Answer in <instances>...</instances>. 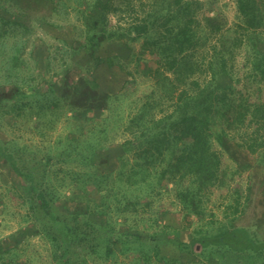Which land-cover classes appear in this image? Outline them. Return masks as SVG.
Segmentation results:
<instances>
[{
    "label": "trees",
    "instance_id": "16d2710c",
    "mask_svg": "<svg viewBox=\"0 0 264 264\" xmlns=\"http://www.w3.org/2000/svg\"><path fill=\"white\" fill-rule=\"evenodd\" d=\"M196 2L0 0V72L15 86L10 95L0 96V123L6 116L16 119L25 115L27 127L42 136L55 131L59 121L65 123V131L56 133L39 157L28 144L19 145L15 137L0 142V157L25 186L26 216L37 228L35 232L42 233L52 244L55 264L106 260L116 255V246L125 256L136 250L134 264H204L210 257L225 260L228 254L236 263L242 257L243 262L252 264L264 253V240L234 222L232 214L239 210L237 203L229 205L232 210L225 212L222 219L212 213L206 217L204 202L220 179L222 161L215 142L222 143L230 132L239 133V144L252 152L260 149L264 156V136L254 127L264 123V50L257 49L252 39L258 34L256 10L246 0H237L241 26L251 46L246 51L247 77L263 83L251 100L235 91L227 69L228 48L220 37L217 41L211 39L213 34L221 35L222 24L205 16L206 35H200ZM13 14L20 18H13ZM66 22L71 23L79 46L65 40L61 45H52L37 34L38 26L57 27ZM109 41H122L132 52L137 42L138 54L155 56L158 75L157 89L129 111L118 126H111L109 114L93 113L74 94L86 85L94 93L88 94L97 93L93 76L99 66H124L127 56L98 53L101 44ZM201 49L205 53L198 56ZM72 62L84 73V80L74 83L73 95L57 93L50 74L58 73L59 66L69 68ZM41 67L46 68L44 72ZM35 68L40 69L38 78L31 74ZM32 79L40 83H31ZM128 89L123 85L117 93L96 94L93 104L99 107L100 98L107 104ZM251 126L252 131H248ZM118 134L122 136L119 163L115 172L102 170L97 157ZM26 149L32 153V163L27 167L20 164ZM59 176L62 181L57 183ZM66 185L82 192L80 198L85 203L81 209L62 213L54 206L61 196L65 198L61 189ZM90 185L99 198L87 195ZM161 187L173 191L184 210L204 220L186 240L154 230L142 241L137 232L116 226L117 217L126 221L133 216L140 225L150 227L151 221L145 217V207L150 203H142V196L154 194ZM94 213L99 214V221L89 219ZM36 220L39 227L34 225ZM152 221L158 223L157 216ZM26 228L11 233V238H18ZM162 237L176 250L188 254L198 243L201 249L197 258L185 262L176 254L161 253L157 239ZM5 245L9 240L0 242V259Z\"/></svg>",
    "mask_w": 264,
    "mask_h": 264
},
{
    "label": "rangeland",
    "instance_id": "374dc122",
    "mask_svg": "<svg viewBox=\"0 0 264 264\" xmlns=\"http://www.w3.org/2000/svg\"><path fill=\"white\" fill-rule=\"evenodd\" d=\"M195 16L200 20L201 25L200 35H206V29L203 28L204 17L209 16L222 24L221 35L213 34L212 41H217L221 38V42L228 48L226 60L228 61L227 69L231 74V80L234 84L235 91L243 93L247 98L254 100L256 90L262 87L263 83H258L253 77H247L248 66L246 62V51L249 49L250 40L247 37L246 31L243 29L242 17L239 15L237 0H196ZM256 10V25L258 34L256 33L252 39L256 41V48L264 50V0H246ZM13 18H20L18 14H13ZM73 20V17L71 18ZM112 23L115 22V17L110 16ZM71 21V20H70ZM37 34L41 35L52 45H61L62 41L73 42L74 46H79L75 39L74 29L70 22L64 23L62 26L42 25L36 28ZM238 37L237 45L233 46V41ZM252 42V41H251ZM135 52L126 46L122 41L103 42L99 48L102 55L118 54L120 58L126 59L123 61L124 66L101 65L93 76L95 82L98 84L97 95H103L107 92L117 93L123 85L129 87L128 91H124L118 96L110 99L109 103H101V98L97 102L99 107L93 103L95 95L91 96V88L86 85V88H81V91L74 93L78 99H82L84 105L90 110L99 115H110L111 126H118L127 118V113L134 110V107L139 105L148 94L158 87L156 81L158 75L155 70V56L149 53L138 54L136 51L139 48L137 42L133 43ZM205 51L202 49L197 53L201 56ZM60 59L61 55H57ZM55 60L54 62L58 61ZM82 61V60H81ZM31 65L34 61L30 59ZM69 68H63L58 73H51L54 80L53 84L57 93L62 91L67 92L68 95H73V85L75 82L82 83L84 80V73L76 67L72 62L68 64ZM74 66V67H72ZM72 67V68H71ZM45 67H41L44 72ZM65 69V70H64ZM31 73L38 78L40 69H32ZM47 73V74H49ZM0 72V96L10 95L15 86L12 82L6 80ZM131 81L126 83V81ZM127 81V82H128ZM31 83H40V80H30ZM264 87V86H263ZM18 88V85H17ZM90 92V94H88ZM76 99V101L78 100ZM99 103H101L99 105ZM93 104V106H91ZM109 107V109H108ZM109 111V112H108ZM28 118L23 115L16 119H9L7 116L2 119L0 123V142H5L8 139L17 138V143H26L28 146L36 151V157L42 155L43 150L49 146V140L55 136L56 133L65 131L64 121L58 122L57 129L47 136H42L37 130L27 127L29 124ZM263 122H258L254 126L261 136H264ZM264 126V125H263ZM253 127L248 128L252 131ZM252 133V132H251ZM119 135V134H118ZM15 137V138H14ZM241 134L230 132L224 136L222 143L215 142V146L221 155V171L218 184L211 190L210 197L205 198L206 217L211 213L215 218L224 219V213L230 212L231 204H238L239 210L232 214L235 217L234 222L238 225H243L249 228L260 240H264V156L260 149L254 152L250 151L245 146L238 143ZM122 136L119 135L111 146L105 150L100 151L97 160L101 164L102 170L114 169L119 163V142ZM32 153L29 149L23 150L22 166L31 165L30 159ZM84 168V167H81ZM115 172V169L112 170ZM67 179V178H66ZM60 176L57 183H60ZM67 182L69 180H66ZM66 182V183H67ZM69 185L61 189L64 197H60L54 206L62 213L72 211L74 209H81L85 203L80 196V190H74ZM26 193L25 186L21 182L19 176L9 167L5 159L0 157V242L9 240V245L2 247L3 254L0 259V264H55L52 258L51 247L52 244L45 238L42 233L35 232L37 228L32 227L31 221L26 216L27 205L24 200ZM75 193V194H74ZM87 195L93 198H99L100 195L95 191L94 186L90 185ZM74 196L76 198L71 199ZM133 196V195H131ZM79 198V199H78ZM35 202V201H34ZM78 202V203H76ZM150 203L145 207V217L147 221H151V226L140 225L135 217H127L123 221L121 217H117V227L120 229H129V231L140 234L141 240L145 241L148 234L158 231L162 235L171 237L178 235L181 240H186L190 233L200 227V221L195 215L187 212L181 207V204L176 199L174 192L165 190L164 187L159 188L154 194L142 196V203ZM75 211V210H74ZM157 216L158 223L152 221ZM211 216V215H210ZM231 216V215H230ZM99 214H91L90 220L99 221ZM209 217V216H208ZM147 224V223H146ZM37 227L40 226L38 220L34 223ZM135 225H137L135 227ZM165 225V226H164ZM20 227L26 228L18 238H11L10 234L18 231ZM30 228V229H29ZM39 229V228H38ZM11 238V239H10ZM164 237L157 239L161 253H172L180 256L185 262L197 258L196 254L201 249V246L196 243L192 253L188 254L186 251L176 250L174 245L163 240ZM116 255L106 260L95 259L89 260L88 264H134L133 257L137 255L136 250H131L128 256H125L119 251V246H116ZM225 260H217L215 257L205 259L204 264H248L241 260L236 263L234 257L228 254ZM203 261V260H202ZM264 261V253L260 259H255L252 264H260ZM141 264V263H139Z\"/></svg>",
    "mask_w": 264,
    "mask_h": 264
}]
</instances>
